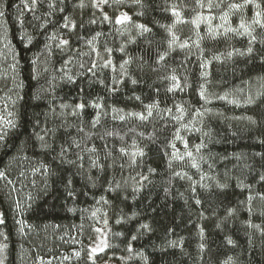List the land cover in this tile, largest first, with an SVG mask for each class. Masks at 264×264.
<instances>
[{
	"label": "trees",
	"instance_id": "obj_1",
	"mask_svg": "<svg viewBox=\"0 0 264 264\" xmlns=\"http://www.w3.org/2000/svg\"><path fill=\"white\" fill-rule=\"evenodd\" d=\"M202 2L0 0V264H264V28Z\"/></svg>",
	"mask_w": 264,
	"mask_h": 264
},
{
	"label": "snow or ice",
	"instance_id": "obj_2",
	"mask_svg": "<svg viewBox=\"0 0 264 264\" xmlns=\"http://www.w3.org/2000/svg\"><path fill=\"white\" fill-rule=\"evenodd\" d=\"M33 4H35L36 0H32ZM115 3H123L124 0H114ZM137 3L140 2V0H136ZM198 2H200V6L201 7H204L205 5L203 4L202 0H198ZM109 3V0H93V6L94 7H99L100 4H108ZM248 5H252L255 9H257V11L255 12V16L253 18V21L252 23L254 24H257L259 25L261 28H264V21L261 20V16H262V12L259 10L261 9V4L258 2V0H244L243 4H230L229 5V8L230 9H235V10H242L243 8L247 7ZM27 7V4L25 5ZM81 7H84L83 5V2H81ZM212 0H209V3L207 5V7L209 9H211L212 7ZM218 6V5H217ZM174 15H176L177 17H179V13L178 12H173ZM0 15H3V13H0ZM227 16L228 14L225 13L223 16H221V19L224 20L225 22H227ZM104 19L105 20H108L109 17L107 15L104 16ZM131 21V18L128 17L126 14H122L120 17H118L116 19V23L118 24H123V23H126V22H130ZM95 21H93L94 23ZM65 27H67L68 25L65 24L64 25ZM138 28L142 29L143 31H149V29L145 28L144 25H137ZM240 29H243L245 33H248L250 34V31H249V26H247L245 24V22L243 21V19H241V22H240ZM228 31H238L237 29H228ZM173 39H175V37H173ZM253 39H255V37H253ZM62 43L64 44H67L68 41H62ZM249 53L252 51L251 48L248 49ZM229 55H231V53H229ZM161 59H163V57H161ZM95 66V65H94ZM173 79H175V77H173ZM133 83H136V81H132ZM201 95H203V93H201ZM137 99H139V97H137ZM249 102H251V98H249ZM80 108H83V105H79ZM151 114V113H149ZM141 119H143V117L141 116L140 117ZM197 150H199V146L197 147ZM123 151V150H122ZM141 155H143V153H141ZM188 155L191 157L192 153L189 152ZM193 166L195 167L196 165L193 164ZM2 175V174H0ZM179 175V173L177 174ZM262 179H264V177H262ZM249 199H251V197H249ZM197 204L200 203L199 200L196 201ZM4 223V220L2 217H0V224H3ZM147 227V226H145ZM133 239H135V237H133ZM231 243V241H229ZM108 245L105 244V247H107ZM103 249H101L102 251ZM93 251L95 252L96 249H93ZM77 255H79V253H77Z\"/></svg>",
	"mask_w": 264,
	"mask_h": 264
},
{
	"label": "rangeland",
	"instance_id": "obj_3",
	"mask_svg": "<svg viewBox=\"0 0 264 264\" xmlns=\"http://www.w3.org/2000/svg\"><path fill=\"white\" fill-rule=\"evenodd\" d=\"M10 119H11L10 111H7L6 109L2 110V103H0V132L5 126L9 125ZM0 217H2L1 211H0ZM105 244H106L105 236L104 235L99 236L98 240L92 246L93 255H97L98 253L102 252L106 248ZM93 249H96V251L94 252ZM101 249H103V250L101 251ZM40 264H56V260H47V261H45L43 259V260L40 261ZM108 264H116V263L115 262H111V263H108Z\"/></svg>",
	"mask_w": 264,
	"mask_h": 264
}]
</instances>
